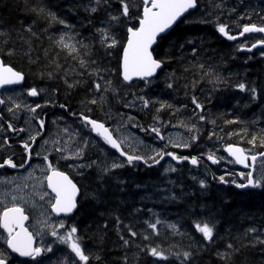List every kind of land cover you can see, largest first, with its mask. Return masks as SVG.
Wrapping results in <instances>:
<instances>
[{
  "label": "snow or ice",
  "instance_id": "6c2138e0",
  "mask_svg": "<svg viewBox=\"0 0 264 264\" xmlns=\"http://www.w3.org/2000/svg\"><path fill=\"white\" fill-rule=\"evenodd\" d=\"M115 4L114 7L113 0H88L87 3H84L83 0H68L63 14H58L41 5L31 9L37 16L43 17L49 27L62 26L58 30V35H49L48 39L52 45L60 49L61 52H65L66 56L76 63V67L64 70V77H62L64 84L68 89L85 87L89 95L81 102L82 110L79 113L71 110L68 104L60 103L58 105L69 116L78 119L79 127L75 131H72L71 125L68 124L60 127V121L64 117L57 116L52 120L56 131L48 138H44L42 135L47 130V113L44 112L41 115L38 110L56 106L51 98L46 100L43 105L41 103L34 105L25 103L18 95L9 96L7 99L0 98V105L6 106V111L11 117V119L5 120L0 115V133H12L19 137L18 143L23 152L19 163L14 161V152L0 156V169L5 167L24 168L32 159V154L35 151L34 145L38 138L43 141L40 151H36V156L42 157V166L33 167L27 176L20 178L19 182L10 179L0 180L2 184L15 185L0 193V204L4 205L0 208V229H2L0 242L4 246L0 248V264H53L48 254L55 253L57 246L60 245H63L67 251H61V258L56 261V264H93V262L104 264L103 257L99 252L93 253L88 250L79 228L77 216L86 206L93 213H96L98 209H103L98 212L97 218L93 221L97 223L98 231L103 233L99 235L101 242L109 229V223H114L113 230L118 237L119 248L122 252L115 264H160V262L174 264V261L178 264H202L201 256L209 248L216 249V256L221 264H232L241 248L256 249L258 246L260 250L258 260L250 261L246 258L245 264H264V232L256 227L246 228L243 234H238L233 239H248L251 236L248 243H241L238 247L232 242H227L224 250L220 251L219 243L224 241V237L220 236L218 221H214L208 214L206 205H200L204 209L200 213H197L194 207L189 211V215L201 217L194 221L195 232L199 234V238L187 232H181L182 225L168 223L167 227L171 230L172 235L189 237L188 245L177 248L175 251H166L159 245L143 243L150 241L152 235H159L157 226L162 221L157 214L153 213V216L156 217L154 222L152 220L144 221L147 229L151 230V234L137 231L133 223L124 222L120 205L126 201L116 199L119 193L125 192L128 184V181L122 178V170L135 169L140 164L148 169L160 165L163 168V174L168 175L178 173L180 169L176 165L185 161L193 166H198L200 160L197 156L178 155L166 149L168 146L190 148L199 140L200 123L216 124L215 120H209L204 115L206 103L210 102L211 98L206 97L204 101H201L195 94L199 81L207 77L208 83H211L214 89L228 81L211 66L206 68L204 63L198 61L192 63L191 67L199 70L196 73L199 79H193L184 85L186 96L188 89L193 92L190 97L192 112L187 120H180L179 125H173L185 128L189 133L188 138L169 136L165 148H153L144 153L127 150L125 144L128 143L129 138L114 136L105 121L93 118L88 114L92 112V108L88 106H97L103 110L105 106L110 108L112 102L115 101L116 104L126 109L147 110L153 121L148 127L135 123L134 116H127L126 119L132 127H139L141 131L154 133L159 140H165L161 134V128L165 126V122L160 119V113L167 110L171 115L176 116L181 113L182 109L186 110L188 104L184 103L180 108H177L167 100L153 99L150 95L153 85L160 81L161 73H165L163 82L165 88L169 90V94L177 91L179 81L176 72H165V65L170 63L169 56L175 54L165 53L164 56H161L157 49L161 46L160 42L167 39L175 25L187 23L188 17L200 10V0H139V2L138 0H115ZM214 7L222 9V4H215ZM80 9H83L85 16L84 20L79 22L78 28L75 23L69 22V14L75 15ZM101 12L104 13L103 17L97 19ZM235 12L236 8H232L229 16ZM257 15L260 14L257 13ZM245 18L250 20L251 16L240 15L238 17L239 20ZM261 18L264 19V16ZM199 22L209 23L210 21L201 20ZM118 27L124 28L123 36L117 34ZM240 27L241 30L238 34L234 35L231 34L229 23L222 22L219 15L214 21L215 32L228 41L237 40L238 36L242 37L247 33H264V26H258L255 23H245ZM81 29H88L89 34L82 35ZM23 31L28 33L31 38L39 39V35L33 31L31 26L24 28ZM47 31L48 28H45V32ZM10 36V31L0 30V38L3 39L5 45H7ZM20 39L26 45L24 54L31 60L33 51L31 40L24 36H21ZM186 45L191 46L190 55L194 60L199 52V46L195 40L186 39L184 43L171 46L178 47L181 58H183ZM258 45L264 46V39L257 40L251 47L240 45L237 51L251 52ZM15 51L14 47H10L3 55L11 56ZM114 54L117 62L116 80L110 78L112 69L107 67ZM261 56L264 57V51H261ZM50 63L54 64L56 69L62 68L55 60ZM190 70L189 67H185L183 72L187 73ZM44 74L41 72L42 77ZM46 74L49 79H53L56 75L50 69ZM70 74L74 76L72 83L68 82ZM85 76L88 78L87 80ZM25 79V74L22 71L0 59V88L21 85ZM89 80L91 81L90 86ZM234 87L239 92L247 93L250 102H255L264 95L262 92L264 85H260L256 81L241 79ZM135 88H139V91H133ZM56 91L53 90V95ZM44 92V89L33 86L27 88L26 94L28 97H38ZM21 112L27 115L24 118V126L17 127L13 121L20 118ZM106 116L111 118L110 111L106 113ZM116 116L119 125L116 130L119 131V128L124 126L125 114L117 112ZM240 122L239 120H226L225 124ZM233 134L228 133L227 135ZM215 135V132H210L209 139ZM64 136H67L68 139L64 140ZM248 144L251 145L250 149L232 143H228L224 147V151L231 157L229 163L253 168V171H248L246 174L239 173L241 179H246L247 182L237 183L235 179L228 181L225 175L216 177L214 174L213 180H218L220 184L232 183L240 189L264 190V171H261L258 178L253 174L257 155L264 160V151L258 154L252 152V149L257 147L264 149V136L253 135L248 140ZM104 146L115 150L119 158L108 152ZM11 149L12 143L5 135L0 140V151L9 152ZM50 152L56 154L55 163L49 160ZM201 155L203 156L205 153L202 152ZM165 157L175 161V165L171 163L166 167L162 165L161 161ZM206 159L212 164H218L223 158H218L214 152L209 151L206 154ZM60 161H64V166L71 169L80 179L76 180L75 177H70L66 171L62 170L63 166ZM37 170L40 171V176H34ZM228 174L230 175V173ZM192 179L199 186L200 197H203L208 192L210 183L204 178L197 179L193 176ZM29 180L35 182L31 185L32 191L25 192V189L29 188ZM168 183L175 186L178 180H169ZM136 187L140 188L142 185L137 183ZM157 191L168 193L163 197L164 201L178 199L172 189H157ZM192 195L195 196L194 193ZM200 197H196L198 205ZM37 203H39L40 211L30 231L26 226V222L30 219L27 209L29 207L36 209ZM141 211L142 209L139 208L134 210L135 213ZM148 211L152 212L151 209ZM130 215L132 214L130 213ZM53 217H61V219L54 220ZM100 219H104L102 225L98 223ZM137 240H140L141 243H137ZM131 249H135V251L129 255Z\"/></svg>",
  "mask_w": 264,
  "mask_h": 264
},
{
  "label": "trees",
  "instance_id": "16d2710c",
  "mask_svg": "<svg viewBox=\"0 0 264 264\" xmlns=\"http://www.w3.org/2000/svg\"><path fill=\"white\" fill-rule=\"evenodd\" d=\"M87 3L88 0H83ZM139 2V0H138ZM68 0H0V30L10 31L11 36L8 39L7 45L4 44L3 39L0 38V58L6 63L11 64L17 70L25 74V85L27 87H44L49 98H51L58 106L60 103L70 105L71 110L79 113L82 110L81 102L89 95L85 87H77L68 89L64 84V70L76 67L75 61H72L66 56L65 52H61L48 39L49 35H58V30L62 27L60 25L48 26L47 21L40 16H37L31 11L37 5L46 6L58 14H63ZM215 4H222V9H216ZM115 7V0H113ZM240 6L241 8H237ZM232 8H236V12L229 16ZM211 13V15H209ZM259 13L260 15H257ZM101 12L97 19L103 17ZM219 15L222 22H227L230 25V31L238 33L245 23H255L264 26V4H258L250 0H200V10L188 17L187 23H179L175 29L167 36V39L160 42L161 46L157 52L164 56L165 53H174V56H169L170 63L165 65V72H176L179 77L177 91L169 94V90L165 88L163 77L165 73H161V79L157 84H154L150 95L153 99L167 100L175 107L180 108L182 104H188L186 110L182 109L181 113L173 116L169 111L160 113V117L172 122H180V120H187L192 112V105L190 97L193 94L191 89H188L187 96L185 95L184 85L190 83L193 79H199L196 73L199 71L195 67H191L192 63H204L206 68L211 66L216 72L220 73L228 83L214 86L208 83V78L200 80L196 86L195 94L204 101L206 97H210V102L206 103L204 115L209 120H215L216 124L202 122L200 123V137L199 140L193 144V149L189 151L175 149L178 154L188 156H198L202 152L209 150V147L222 144L225 147L228 143H232L250 149L251 145L248 140L253 135L264 136V95L255 102H250L248 94L239 92L234 85L246 79L248 81H256L260 85H264V58L258 53L248 55L237 51L236 43H230L215 32L214 21ZM240 15L251 16V19L239 20ZM85 13L80 9L73 14H69V22L75 23L79 28V22L84 20ZM201 20L210 21L209 23H200ZM31 26L33 31L39 35V39L31 38L30 35L23 31L24 28ZM45 28L48 31L45 32ZM82 35L89 34L88 29H81ZM117 34L124 35V28L118 27ZM24 36L31 40L32 44V59L24 54L26 45L20 39ZM186 39H193L199 46L197 57L193 60L190 55L191 46L185 47L183 51V58H181L180 49L173 48V44L184 43ZM14 47L15 53L11 56L3 55L8 48ZM47 50V51H46ZM250 58V59H249ZM57 61L62 68L56 69L51 61ZM247 61V62H246ZM191 62V63H190ZM107 67L112 69V78L116 80L117 62L114 57ZM185 67L191 70L187 73L183 72ZM52 70L56 73L53 79L47 77V71ZM79 71V69H77ZM44 72V76H41ZM73 75H69L68 82H73ZM78 78V77H75ZM85 79L88 78L85 76ZM89 86L91 81H88ZM57 90L53 95V90ZM139 91V88L133 89ZM264 92V88H262ZM244 105H250L245 107ZM158 106V105H157ZM92 108V112L88 113L93 118L105 121L108 124V119L111 120L106 113L110 111L111 117H117V112H122L125 116H134L135 123L143 127H148L153 123L151 114L145 111L136 109H126L121 105L112 102L111 107L105 106L101 110L97 106ZM61 113H66L61 110ZM226 120H239L240 123L225 124ZM139 128V127H138ZM215 132L216 135L209 139V133ZM228 133H234L229 136ZM222 138V139H221ZM211 147V148H212ZM110 149V148H109ZM264 151L262 148H254L252 152L258 154ZM116 156V154H115ZM117 157V156H116ZM264 163V160H262ZM203 162V166L208 169L209 176L207 181L210 183L208 192L200 197V190L198 184L193 181L189 174L190 164L183 163L178 173L163 174V169L160 167L148 169L143 164L138 165L135 169H126L123 171L122 178L128 181L125 192L119 193L117 200L126 201L120 205L121 215L125 223H133L137 231L147 232L151 234V230L147 229L144 224L145 220H152L155 218L153 213L157 214L162 221L158 225L159 235L151 236V240L143 243H151L159 245L166 251H175L177 248L186 247L189 243L188 236L172 235L171 230L168 229V223H177L182 225L181 232H187L190 235H195L199 238V234L195 232L194 221L200 219L199 216L189 215V211L193 209L200 213L204 211L200 205L207 206V212L211 215L214 221H218V228L220 236L224 237V241L219 243V250L223 251L225 243L232 242L236 246L241 243H248V239L236 240L233 237L238 234H243L244 230L249 227H256L264 232V190L253 189L246 191H239L237 188L220 184L218 180H213V174H216L213 169H218L219 166ZM196 170L198 168H195ZM204 178V177H203ZM226 180L231 181L234 178L230 175H225ZM201 179V177H197ZM169 180L177 181L173 186L168 183ZM237 183H241L235 180ZM242 181L247 182L246 179ZM243 182V183H244ZM140 183L142 187L137 188L136 184ZM232 184V183H228ZM147 186V187H144ZM157 189H172L177 195L176 201H164L163 197L168 193L165 191H157ZM183 189V191H182ZM195 194L193 196L192 194ZM150 198H144V197ZM196 197H200V204H197ZM115 207V204H113ZM142 209L140 213H135V209ZM151 209L152 212H149ZM103 209H98L96 213L91 212L87 206L80 211L77 216L79 221V228L84 237V243L89 251L102 255L104 264H115V262L122 255L119 248L118 237L115 233L114 223H109V229L104 234L103 242L100 241L99 235L103 234L98 231L97 223L93 221L97 218L98 212ZM130 213L132 215H130ZM99 224L104 223V219H100ZM230 233V234H229ZM137 243H141L137 240ZM135 249H131V252ZM260 256L259 246L256 249L241 248L240 253L235 256L232 264H245V259L250 261L258 260ZM151 259V258H147ZM202 264H221L216 256V249L209 248L201 256ZM95 264V262H93ZM166 264V262H160ZM174 264L178 262L174 261Z\"/></svg>",
  "mask_w": 264,
  "mask_h": 264
},
{
  "label": "flooded vegetation",
  "instance_id": "af4514ba",
  "mask_svg": "<svg viewBox=\"0 0 264 264\" xmlns=\"http://www.w3.org/2000/svg\"><path fill=\"white\" fill-rule=\"evenodd\" d=\"M252 2H254V1H252ZM256 3L261 4V3H264V2H261V3L260 2H256ZM258 26H260V25H258ZM260 39H264V35L245 36L241 41L237 42V45H244L245 47H251V45L253 43H256V41L260 40ZM261 51H264V49L260 48V49H257L255 51L251 52V53L243 52V51H240V52L244 53V54H248V55H254L256 53L261 55ZM262 58H264V57H262ZM27 88L28 87L25 85V83H24V85L19 86V87L6 88V89L2 90V92L0 94V98L7 99V97H9V96H17L18 95L21 100H23L25 103H28V104H31V105H34L35 103H41L43 105L45 103V101L49 99L46 91L43 94H41V96L28 97L27 94H26L27 93ZM38 88H42V89L45 90L44 87H38ZM61 110L62 109H60L57 105L54 106V107L50 106V107L45 108L43 110H38V112H40L41 115H43L44 112L47 113V124H46V129L47 130L44 133H42L44 138H48L53 132L56 131L55 126L52 124V120L56 119L57 116H61L62 115L64 117V119L62 121H60V127H63L65 124H68V125H71V130L72 131H75L79 127V121H78L77 118L69 116L67 113H61ZM0 115H2L5 120L11 119L10 114L7 113L6 106H4V105H0ZM26 115H27L26 113L21 112L20 113V118L18 120H16V121H13V123L17 127L24 126V118H25ZM108 120H109L108 124H106V125L108 127H110V129L113 131V129H112V121L110 119H108ZM5 135H7L9 137L10 142L12 143V149L9 152L0 151V156L8 155V154H11L12 152H14L15 153L14 161L19 163L20 162V158L23 155L22 149L20 148L19 143H18L19 137L15 136L12 133L4 132V133H0V140H2ZM92 135L94 137V134H92ZM67 139H68V137L64 136V140H67ZM95 139L98 140L99 138H95ZM42 143H43V141L38 138L36 145H34L35 151L32 154V159L29 161L28 164L25 165L24 168L12 169V168L5 167L3 169H0V180L10 179V180H15V181L19 182L20 178L27 176L28 172L31 171L33 167H36L37 165H41L42 166V164H43L42 157L36 156V151H40V145ZM61 143L63 144V140L61 141ZM49 147H51V146H49ZM104 147L106 148V150L108 152H111V153H113L115 155V153L111 149L107 148V146H104ZM93 152H95V150H93ZM90 155H91V153H90ZM198 156L203 161L206 160V154L203 155V156L200 154ZM56 158H57L56 154L54 152H50L49 160L52 161L53 163H55L56 162ZM169 162H170V159L166 158L161 164L163 165V164H166V163H169ZM60 164L63 166L62 170L66 171L70 175V177H75L76 180L80 179L79 177H77L75 175V173L71 169H69L66 166H64L65 165L64 161H60ZM158 166H160V165H158ZM153 168H156V167H153ZM34 176H40V171L37 170L34 173ZM29 181H30V183H28L29 184V188L25 189L26 192H31L32 191L31 185L35 182L34 180H29ZM3 185H5V184L0 183V187L1 188L3 187ZM9 186H10V188H12V186H15V185L13 184V185H9ZM27 210L30 213V219H29V221H27L26 226L29 227V230H32L31 229V225L34 222V217L33 216L35 214V211H34V209H32L30 207ZM0 233H2V229H0ZM0 245H3L2 242H0ZM2 247H4V246H2Z\"/></svg>",
  "mask_w": 264,
  "mask_h": 264
},
{
  "label": "rangeland",
  "instance_id": "374dc122",
  "mask_svg": "<svg viewBox=\"0 0 264 264\" xmlns=\"http://www.w3.org/2000/svg\"><path fill=\"white\" fill-rule=\"evenodd\" d=\"M264 4V3H263ZM237 8H241L238 6ZM191 114V113H190ZM129 116V115H128ZM127 116H125L124 120V126L119 128V131L116 129L118 128V117H111V121L114 127V131L117 135V137H124L127 136L129 138L128 143L125 144V147L130 150V151H136L139 153H144L147 151H150V149L153 148H164L166 147L168 137L171 136L173 138H184L187 139L189 136V133L186 131L185 128L176 126L174 127L173 125H179V122H172L170 120L162 119L160 118L163 122H165V126L161 128V134L165 137V140H159L154 133L151 132H142L137 130V127H132L131 123L127 121L126 119ZM194 147V146H193ZM191 146L189 149H193ZM212 147V146H211ZM210 148V151L214 152L215 155L219 158L222 157L223 159L220 160L219 168L218 169H213L216 174H220L221 172H231L235 176H239V173L241 171L235 166L234 163H229L230 159L226 157L224 153V147L222 144L214 145L212 148ZM167 148H171L168 146ZM169 164V163H168ZM167 164V165H168ZM171 164L175 165L174 163L171 162ZM166 165V166H167ZM263 163L260 165V170L258 171V177L261 174V171H264V168H262ZM177 166V165H176ZM179 167V166H177ZM189 174L191 176L195 177H201L204 179H207V176H209V171L207 168L205 169H194V168H189ZM30 183V181H28ZM14 186H12L13 188ZM11 189L9 185H3V187H0V193H3L6 190ZM26 192V190H25ZM4 205L0 204V208H2ZM35 214H34V222L32 225L35 223V218L39 215L40 211V206L39 203H37L36 209H34ZM38 212V213H37ZM54 220H58L55 217H53ZM31 225V229H32ZM39 240V237H37ZM50 239V238H49ZM3 245H0V248H2ZM61 251L66 252L67 249L63 246H57V251L55 253H49L48 257L51 258V261L53 264H56V261L61 258Z\"/></svg>",
  "mask_w": 264,
  "mask_h": 264
},
{
  "label": "water",
  "instance_id": "95a60500",
  "mask_svg": "<svg viewBox=\"0 0 264 264\" xmlns=\"http://www.w3.org/2000/svg\"><path fill=\"white\" fill-rule=\"evenodd\" d=\"M257 1H261V0H257ZM179 24V23H178ZM177 24V25H178ZM177 25H175L174 26V28L171 30V32L175 29V27L177 26ZM170 32V33H171ZM250 34H252V33H247V34H245V35H250ZM253 34H256V33H253ZM244 35V36H245ZM244 36H242V37H244ZM242 37H240V36H238V39H240V38H242ZM224 39H226V38H224ZM237 39V40H238ZM227 40V39H226ZM228 41V40H227ZM236 40H234V41H229V42H235ZM257 47H264V46H260V45H258ZM254 49V48H253ZM252 49V50H253ZM25 83V82H24ZM23 83V84H24ZM23 84H21V85H12V86H5L4 88H0V94H1V91L3 90V89H6V88H12V87H15V86H22ZM115 151V150H114ZM118 154V153H117ZM227 154V153H226ZM227 156H228V154H227ZM229 157V156H228ZM230 159H231V157H229ZM258 159H260V157H259V155H257V160ZM187 162V161H186ZM249 162H251V161H249ZM189 163V162H188ZM239 168H241V169H244V170H249V171H253V168L252 167H249V168H245L244 166H242V165H239V164H236ZM255 165H256V162H255ZM193 166V165H192ZM193 167H198V166H193ZM253 174H254V176H255V171L253 172ZM230 186H232V187H235V185L234 184H231ZM236 188V187H235ZM239 191H245V190H252V188H247V189H240V188H237ZM26 224H27V222H26ZM20 259H25V258H20Z\"/></svg>",
  "mask_w": 264,
  "mask_h": 264
}]
</instances>
